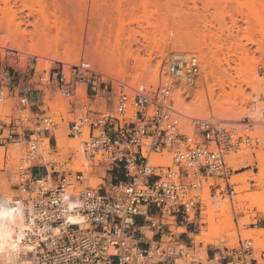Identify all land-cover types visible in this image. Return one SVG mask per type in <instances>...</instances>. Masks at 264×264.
I'll use <instances>...</instances> for the list:
<instances>
[{"label":"built area","instance_id":"built-area-1","mask_svg":"<svg viewBox=\"0 0 264 264\" xmlns=\"http://www.w3.org/2000/svg\"><path fill=\"white\" fill-rule=\"evenodd\" d=\"M28 1H39L48 20L39 15L36 27L24 28L60 48L76 29L91 57L38 67L23 65L17 51L11 66L0 61V176L16 175L15 187H0V208L24 224L17 264H186L195 250L191 233L223 220L234 225L238 243H210L208 260L264 264V236L241 233L243 182L234 178L264 163L257 153L264 149V59L248 61L240 77L256 74L251 102L260 119L225 120L230 96L242 94L225 93L238 79L235 49L225 46L205 72L198 50H172L159 65L157 49L145 52L149 31L159 29V0ZM109 36L117 38L115 54ZM132 46L139 58L129 59L130 70ZM185 104L196 109L188 113ZM66 112L73 115L66 137L78 142L82 165L110 172L104 184H90L85 170L73 168L76 157L60 150ZM9 145L17 146L12 154Z\"/></svg>","mask_w":264,"mask_h":264},{"label":"rangeland","instance_id":"rangeland-1","mask_svg":"<svg viewBox=\"0 0 264 264\" xmlns=\"http://www.w3.org/2000/svg\"><path fill=\"white\" fill-rule=\"evenodd\" d=\"M14 1H17V0H14ZM225 1L230 3L229 6H227ZM243 2L252 3V4H254V6H257V7H259L261 5L259 3L264 4V0H159V9L161 10V12L159 13V29L155 30V31H149L148 35H150V44L147 46L145 52L151 53L155 49H157L158 51H163L164 52L163 56H161V53L159 52V65L163 64L165 57L172 50H198L200 52V54L202 55V57L206 54V56L208 58L211 57L209 59L215 58V59L221 60L222 59V53L218 52V48H216L215 45L212 44V42L215 41L216 37H221L220 43L223 44L224 46H226L228 49H229V47H231V49L233 48L235 50L238 48H239V50H241V48H245L246 51L248 50L247 51L248 61H253L254 63H258L259 61L264 59V49H263V51L262 50L260 51L262 46L258 45L257 43H254V44H252V43L262 41L264 39V29L258 30L257 27L252 26V25H256V26H264V25H259V22L256 20V18L251 17V16H249V17L247 16L249 11L247 9H244V8L241 9L240 8V3H243ZM0 3H1V1H0ZM15 3L18 4L19 11L21 10L20 12L22 14L21 18L26 22V24L33 22L34 16L29 15L30 10H28V9L22 10L23 9L22 5L24 3H28V1L27 0H18ZM1 4H2V6L4 5L3 3H1ZM239 8L241 9V12H237V9H239ZM260 14L264 16V10H260ZM224 18L226 21L222 20ZM247 20H249V22H247ZM209 21H210V23L205 24L206 22H209ZM225 22H226V24H225ZM211 23H214L213 24L214 26H211V25L209 26V24H211ZM227 27H229V28H227ZM75 30L76 29H74L71 34L74 35V33H77V35H76L77 37H75L76 38L75 40L76 41L80 40L79 41L80 44H79V42H74V40L71 39L72 41L68 40V44H66L64 47H62V48L57 47V46L55 47V46L51 45L49 43V41H43L38 36L36 37L34 35L35 33L30 31L33 39L32 40L28 39V40L22 42V45L24 47L23 49H25V51L23 50L22 52L25 56L27 55L26 56L27 60H24L23 54L21 53V51H19L16 47L14 48V46L10 45V43L8 44L9 47H6V48H4L5 46L2 47L0 45V53L2 56H5L6 54L13 56V54L15 52L19 51L20 57L22 56L20 61L23 65L31 64L33 66V64L38 62V67H45L44 64H46V63L42 62V59H44V58L42 56L37 55V53L44 54L45 57H46V55L49 56V54H50V55H53L52 57L58 56V58L56 57V59L63 60L64 58H66L65 60H67L69 62H74V61L78 60L77 58L81 57V55H83V54L86 56L89 55V53H88L89 47H87V49H85L86 46L84 47V45H82V41H81L82 36H81L80 32L79 31L75 32ZM131 32L136 33V30L132 29ZM202 35L207 36V43H208L207 45L209 48L213 49L211 51V53L210 52L208 53L207 51L204 50V48H205L204 40H203V37H200ZM74 36L73 37L71 36V37L74 38ZM198 37H200V38H198ZM114 38L117 39L116 37H114ZM114 38L110 37V39L107 40V44H109V50L111 51L112 54H115L117 52V50H115L116 47L111 45V41ZM193 38L199 39V41L198 42L194 41ZM200 39L202 41H200ZM250 42H252V43H250ZM158 45H159V47H158ZM211 49H209V51ZM258 49H259V51H258ZM138 50L139 49H137L136 46H134V47L132 46L130 49V52L125 57V59H126L125 64L130 70L135 69L136 66L133 65L132 63L130 64L129 59L130 58H139L137 55H134V53H136V51H138ZM27 51H33L35 53H32V52L26 53ZM239 53L236 52V54L238 56H235L234 60H231V63H233V65H232L233 69H238L241 66L244 67V65L246 64V63H244L245 58L243 60L240 59L243 55H241ZM243 57H245V55ZM205 59L206 58H204L203 60H205ZM50 61H51L50 63L46 64V67H51L53 65L52 60H50ZM12 63H13V59H9L7 61V64L9 66H11ZM240 64H242V65H240ZM41 65H43V66H41ZM221 74H222V72H221ZM221 74H219V75L221 76ZM232 87L235 88L236 85H233ZM252 87H254V86H252ZM256 90L254 88L252 90L248 89V91H251L248 95V98L253 99L252 93L256 92ZM230 92H233L232 88L230 89ZM230 92L225 91L226 94L230 93ZM253 107H254V105L249 103V104H247V107L245 109H243L241 111L238 110L235 114L232 111V115L229 116V114H228L227 118L241 119L245 115H253L255 117V119L259 120L260 115L257 111L250 112L253 109ZM226 108L228 109V107H226ZM230 112L231 111L229 110L228 113H230ZM198 113L203 114L204 111L201 110ZM72 118H73L72 114L67 113V112L64 113V119L65 120H64V122H61L62 129L64 127V125H62V124L68 123V121ZM61 133H63V135L66 136L64 131H61L60 134ZM66 139L67 140L64 143V145L59 146V148L61 151L72 153L76 157V161H75L73 168L85 170L86 173H88L90 175V184H92L94 186H99L101 184H104V182L107 181V178L109 177L110 172L105 173V167H102L100 165H82V163H84V160L82 159L81 156H79V147L77 148L75 145H72L73 143L78 145V142L73 140V139H69L67 137H66ZM70 140H72V141L70 142ZM8 149H9V153L12 154L14 152V149H17V146L16 145H9ZM4 151H5V148H0V155L1 156H3ZM257 153L260 156H264V149L257 151ZM249 159L253 160V157L250 156ZM262 166H264V163H262V165L260 166V169ZM37 172H40V171L37 170ZM245 172H249V173L251 172L252 174H254L253 170H251V169L246 170ZM11 173H12V176L10 179H8V173L6 171L1 174V176H0V187H15V186H13V183L16 180L15 170L13 169L11 171ZM239 175L234 176V178L242 180L241 179L242 177L241 178L237 177ZM248 179H250V178L247 177L246 181L242 180V182H243L242 185H240L238 187L239 190L243 191L242 193H240L239 197L244 198L245 195H248V194H251L254 192H260V194H263V197H264V188L260 187L261 184H263V187H264V181L260 183L259 179H254L256 181L254 184L253 182L249 183ZM10 193L13 194V192H11V191H10ZM245 212H247V211H245ZM252 212L253 211H251V213ZM253 213H255L254 216H256V218H257V221H255V222H253V220H254L253 217H252V221L247 219V218L245 219L244 217L246 215L244 217H239V221H240L241 225L247 224L246 227L241 228V231H242L241 233H243L242 234L243 237L253 236L256 234L261 235L259 228H264V213L260 212L259 210H258V212H253ZM253 213L251 214V216L253 215ZM244 222H246V223H244ZM254 223L257 224V227H254ZM249 224H252V228L250 227ZM202 228L206 229L207 227L203 226ZM178 231H184V228L180 227V228H178ZM197 231H199V229L195 231L196 234L198 233ZM193 233H192V235H193ZM151 234L152 233L148 232L149 236H151ZM226 238H228V237H226ZM185 240L187 241V239H185ZM191 240H194V238L192 237ZM225 242H223L221 245L225 246V244L226 245L230 244V241H229V243H227L228 241L226 243ZM237 243H238V238H237ZM237 243H235V245ZM193 245H195V244L193 243ZM233 245L234 244H230V246H233ZM210 247L211 246H208V248H210ZM198 249L199 248L197 247L196 252H195V250L190 252V258L188 259V262L186 264H189V261L192 259H194V260L199 259L200 260L201 254H200V252H198ZM210 258H211V254H210ZM7 259H8L7 256H5V255L2 256L3 261H7ZM209 262L211 264H218L217 261H209Z\"/></svg>","mask_w":264,"mask_h":264},{"label":"bare ground","instance_id":"bare-ground-1","mask_svg":"<svg viewBox=\"0 0 264 264\" xmlns=\"http://www.w3.org/2000/svg\"><path fill=\"white\" fill-rule=\"evenodd\" d=\"M0 1H1V3L4 4L2 6V4L0 3V45L2 47L5 46L4 48H6V47H9L8 44L10 43V45L14 46V48L16 47L23 54L22 51L23 50L25 51V49H23L24 47L22 45V42L26 41L28 39H31V40L33 39L31 36L30 30L27 29L26 27L24 28L23 25H26V26L33 25L34 27H36L37 22H34V23L30 22L29 24H26V22L21 18V15H19L18 11L13 8V3H14L13 0H0ZM29 2L30 1H28V3H24L22 5V8H23L22 10L28 9V10H30V14H29L30 16L32 15V16L37 18L40 15L43 17V19L47 18V20H48V17L45 14V10L43 8V5L39 1H34V3H29ZM225 3L227 4V6H229V4H230L229 2H226V1H225ZM14 4L17 5V3H14ZM36 4L38 6L37 8L35 7ZM259 4H261V5L259 7H257V6H254V4H252V3L243 2V3H240V8L241 9H243V8L247 9L249 11L247 14L248 17L249 16L254 17L259 22V25H264V16L260 14V10H264V4H262V3H259ZM240 8L237 9V12H241ZM55 9L60 10V7L56 5ZM54 17H55L54 22L57 24L59 22V19H58V16L56 13H54ZM222 20L226 21L225 18ZM247 22H249V20H247ZM207 23H210V21L206 22L205 24H207ZM213 24L214 23H211V24H209V26L210 25L214 26ZM225 24H226V22H225ZM252 26L257 27L258 30L264 29V26H256V25H252ZM227 28H229V27H227ZM76 31L77 30H75V32ZM74 35L71 34V36L72 37L74 36V38H72L70 36L69 40L72 39V40H74V42H79L80 40L79 41L75 40L76 39L75 37H77L76 36L77 33H74ZM81 36H82V34H81ZM200 37H203V40L207 42V36L206 35H202ZM200 37H198V38H200ZM193 39H194V41H197V42L199 41V39H196V38H193ZM201 39H200V41H202ZM220 42H221V37H216L215 41L212 42V44H214L215 47L218 48L219 52H224L225 46L223 44H221ZM250 43H252V42H250ZM254 43L261 45L262 48L260 49V51L261 50L263 51L264 39L262 41L253 42L252 44H254ZM79 44H80V42H79ZM158 47H159V45H158ZM229 50H233V49H231V47H229ZM211 51H212V49H211ZM247 51L245 48H241V50H239V48H238L236 50H233V56H238L236 54V52L237 53L240 52L239 54H241L243 56L245 55V57L242 56L240 59L243 60L245 58L244 63H248ZM258 51H259V49H258ZM28 52L35 53L33 51H27L26 53H28ZM159 52L161 53V56H163L164 52L163 51H159ZM37 55L42 56L44 58V59H42V62L46 63V64L50 63L51 59H56V57L58 58V56H54L55 57L54 58V57H52L53 55H50V54H49V56L46 55V57L44 56V54H41V53H37ZM229 55H231V54L229 53ZM26 56L23 54L24 60H27ZM204 56H203V59L206 58L205 59L206 65L203 66V69H202L203 72L206 71V68L211 67V65H212V62L209 60V58H211V57L208 58L206 56V54ZM79 58L80 57H78L77 59H79ZM65 59L66 58H64L63 60H65ZM221 63L222 62L220 61V64ZM46 64H44L45 67H46ZM240 65H242V64H240ZM41 66H43V65H41ZM212 69H213V66H212ZM242 69H243L242 66L240 68L236 69L237 77H238L237 80L235 78H232L230 80L232 85H238V88L231 87L233 89V92L227 93V96H230L232 93H234L237 90L241 91L242 94L237 95L236 98H233V97L231 98V96H230V100H229L228 106H227L228 109L226 108L224 110V112L222 113L223 119H225V120H235V119L227 118V115L228 114H229V116L232 115V111L235 114L238 110L241 111V110L245 109L247 107V104H249V103L253 104L251 102L252 99L248 98V95L251 92V91H248V88H251V89L254 88L256 90L255 79H253L254 78L253 76H255V75L253 74L254 72H251L248 74V76H249L248 80H245V79L240 80V77L242 75H244V72L242 73ZM205 76H206V78H208L207 73H205ZM220 81H223V78H220ZM198 83H199V81H198ZM243 83L246 84L247 87H244ZM252 86H254V87H252ZM185 106H186V104H185ZM193 107L196 109V105H193ZM193 107L186 106L185 109L187 110L188 113H192V111L195 110V109H193ZM253 109H254V107H253ZM253 109L250 112H253L254 111ZM229 110L231 111L230 113H228ZM66 124H62V125L65 126ZM61 131H63L62 127L58 131L59 146L64 145V143L67 140L66 136L63 135V133L60 134ZM71 141L72 140H70V142ZM72 145H75L77 148L79 147V145L74 144V143ZM79 156H81L80 147H79ZM250 156L252 157L251 152L249 153L248 158H250ZM155 158H159V155L156 154ZM237 177H240V178L242 177L241 179L243 181H246L247 177H249L250 179L251 178L252 179H259V181L261 183L264 181V166L261 167L259 173L255 172L254 174H252L251 172L250 173L244 172L243 174H240ZM260 187L264 188L263 184H261ZM262 197H263V194H260V192H254V193L245 195L244 198L241 197L243 199L241 205L243 204L246 207V210H244V211H247V212H245L246 213V216L244 217L245 219L247 218V219L252 221V217H253L254 218L253 222H255V221H257V218H256V216H254L255 213H253V212H258V210H259L260 212L264 213V197L263 198ZM248 200L250 201L249 205H247L245 203ZM254 206L258 207L257 211L251 210L254 208ZM251 211H253L252 216H251V214H252ZM244 223H246V222H244ZM233 227H234V225L232 223L228 222L227 220H223L219 225H214V223H211L210 226L207 227L206 229L202 228L200 231H197L198 232L197 234H196V232H194L193 235L191 233L192 237L194 238L193 242L195 244V252L197 251V247L199 248L198 252H200V254H201L200 260L204 261L205 263L209 261L208 260L209 255L207 252V248H208V245L210 243H214L218 246V245H221L225 241L226 242L228 241L227 243H229V241H230V244L235 245V243H237V236H236L235 231H231V228H233ZM182 228H184V227H182ZM259 230H260L261 234L264 236V228H259ZM23 231H24V224L18 219V217L15 214L11 213L9 210L0 208V261L2 264H17L18 259L20 257H19L17 250H16V245L23 238V234H24ZM184 231H185V228H184ZM224 235H227L228 238H226ZM3 255L8 257L7 261L2 260ZM26 259H28V258H26ZM200 260L195 259V264Z\"/></svg>","mask_w":264,"mask_h":264},{"label":"crops","instance_id":"crops-1","mask_svg":"<svg viewBox=\"0 0 264 264\" xmlns=\"http://www.w3.org/2000/svg\"><path fill=\"white\" fill-rule=\"evenodd\" d=\"M9 59H13L14 60V58L12 56H10L9 54H6L5 56H2L1 53H0V61H3L4 64H7V61Z\"/></svg>","mask_w":264,"mask_h":264}]
</instances>
